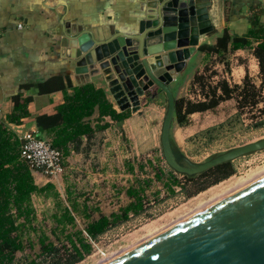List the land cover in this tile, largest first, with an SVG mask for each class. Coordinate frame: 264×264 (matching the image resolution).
<instances>
[{"label":"crops","instance_id":"obj_1","mask_svg":"<svg viewBox=\"0 0 264 264\" xmlns=\"http://www.w3.org/2000/svg\"><path fill=\"white\" fill-rule=\"evenodd\" d=\"M154 2L0 0V120L5 121V117L11 113V97L19 92V87L31 85L24 93L25 96L32 97L28 105L29 116L20 125L6 124L15 138L33 131L52 142L51 135L41 132L36 126L37 117L54 115L56 108L64 102L61 91L38 93V85L51 77H61L67 87L92 84L104 91L113 108L120 113L108 93L105 78L95 65H89L90 60L79 51L78 43L73 38L82 31H90L99 40L115 33H134L138 23L148 17ZM208 15L214 33L199 36L196 52L186 60L183 71L169 85L174 99L188 94L197 97L192 93L191 83L194 75L202 72L206 64L215 72L212 77L213 85L225 80L230 85L241 86L245 77L259 75L258 62L253 55L255 43L249 48L231 52L226 58L227 64L215 61L210 63L201 47L213 46L225 29L238 36L247 34L253 19L264 25V0H210ZM69 92L67 89V93ZM233 100L223 101L213 110L194 113L188 118L201 115L213 117L216 114L218 122H223L236 112ZM139 101V113L126 111L129 116L121 124L105 118V129L95 131L89 137H82L76 145L70 144L71 151L66 156V164L68 167L79 165L84 170L86 177L81 186L86 191L99 185L105 186L104 180L114 175L111 167L118 163L123 165L129 155L125 143L130 148L132 145L136 146L138 139L147 140L156 131L161 132L160 123L166 110L165 95L153 87ZM94 117L96 115L92 119ZM92 125L94 127L95 123L92 122ZM201 129L186 126L181 131L185 136L191 137ZM32 177L38 187L49 183L38 173L32 174ZM50 184L61 197L66 194L64 175Z\"/></svg>","mask_w":264,"mask_h":264},{"label":"trees","instance_id":"obj_2","mask_svg":"<svg viewBox=\"0 0 264 264\" xmlns=\"http://www.w3.org/2000/svg\"><path fill=\"white\" fill-rule=\"evenodd\" d=\"M253 43L256 44L253 55L258 62L260 86L256 87L249 77H245L241 86L230 85L225 80L213 85L210 79L215 72L206 64L202 72L194 75L191 83L192 93L197 91L202 98L174 99L173 118L176 123L183 124L189 115L213 110L221 102L229 99H234L237 104V115L231 120H239L244 108L257 104V98L264 89L263 24L253 19L251 28L243 36L235 35L225 29L213 46H203L201 51L205 53L210 63L215 61L227 64L226 58L231 52L249 48ZM30 87V84L19 87V92L11 97V113L5 117V121L0 120V264H77L92 251L89 240L96 242L110 229L127 222L130 216L145 213L144 193L149 189L152 180L136 178L133 185L125 189L128 203L117 212L108 216L99 215L95 219H91L90 212L87 213L93 210L85 204L81 205L72 200L68 192L66 193L68 205L63 206L60 195L52 184L48 183L42 187L35 185L28 166L19 159L18 139L6 127V124L20 125L29 116L28 105L32 97L25 96L24 93ZM67 89L70 90L69 93ZM37 90L39 94L54 91L63 93L64 102L56 108V113L37 117L36 126L41 132L51 135L53 146L65 157L71 151L70 144L76 145L82 137H89L95 131L105 129L107 127L105 118L121 124L129 116L126 111L117 112L104 91L95 88L92 84L67 87L61 77H51L45 83L39 84ZM94 115L96 117L92 119ZM92 122L95 123L94 127ZM261 124L263 123H256V126ZM209 132L210 130L202 135H207ZM174 153L176 157L179 156L175 151ZM128 168L133 172V167L128 166ZM139 168L142 170L143 166ZM233 174V163L227 162L185 178L196 186L194 193H198L228 179ZM154 180L160 182L170 196L175 193L173 186H180L171 169L167 172L157 170ZM34 196L51 198L55 203L56 211L51 215L53 226L50 235L43 231L37 233L33 225L36 217L32 203ZM79 224L82 225V229L78 228ZM30 233L36 234L38 251L36 254H24L18 259L17 253H22L27 248L32 251L34 247L35 242L30 240Z\"/></svg>","mask_w":264,"mask_h":264},{"label":"water","instance_id":"obj_3","mask_svg":"<svg viewBox=\"0 0 264 264\" xmlns=\"http://www.w3.org/2000/svg\"><path fill=\"white\" fill-rule=\"evenodd\" d=\"M134 33L99 40L90 31L73 39L107 83L120 112L139 113L140 97L155 87L166 97L160 135L163 160L175 173L194 176L264 151V138L204 163L178 159L171 147L174 97L169 85L196 52L199 36L214 33L210 0H154ZM106 264H264V175L194 213Z\"/></svg>","mask_w":264,"mask_h":264},{"label":"rangeland","instance_id":"obj_4","mask_svg":"<svg viewBox=\"0 0 264 264\" xmlns=\"http://www.w3.org/2000/svg\"><path fill=\"white\" fill-rule=\"evenodd\" d=\"M249 79L256 87L260 86L261 79L259 75H254ZM183 98L194 100L195 97L193 94H188ZM233 101L236 112L223 122H218L216 114L213 117L201 115L187 118L183 124L176 123L173 118L170 128V142L173 151L179 155L177 156L178 159L184 157L191 163L201 164L232 148L264 138V89L261 96L257 98V104L244 108L239 120H231L237 115V104L235 100ZM165 113L166 110L164 116ZM164 116L160 123V130ZM261 122L263 124L256 126V123ZM220 125L223 126L218 128ZM186 126L202 129L193 136L187 137L181 131V128ZM151 129L154 130L153 127ZM208 130H210L209 134L202 135ZM160 133V131H156V134L149 135L150 138L147 140L138 139L136 146L132 145L130 148L125 143L129 150L128 157L123 165L118 163L117 166L111 167L114 175L106 178L104 180L106 185H99L96 187L97 189L86 191L85 187L81 186V182L86 177L84 170L79 165L68 167L65 161L64 185L66 193L70 194L72 200L81 205L85 204L93 210V212H87H90L91 219H95L99 215L108 216L124 207L128 203L125 189L133 185L136 178L152 180L149 189L144 193L145 213L139 216H130L127 222L110 229L94 242L95 246L91 245L92 251L90 254L77 264H102L101 261L104 258L98 260L101 256L100 251L113 252L109 255L111 258L119 257L194 213L223 199L222 197H226L235 190L237 191L244 185L258 179L261 173V175L264 174V151H261L234 160L232 162L234 167L232 176L198 193H194L197 188L192 182L184 175L174 172L180 186H173L175 193L170 196L162 184L154 180L157 170L167 172L170 169L162 157ZM128 166L133 167L132 173L129 172ZM139 166H143V169L141 170ZM245 180L246 182H244ZM156 192L158 194H155ZM60 199L63 206L68 205L66 194L63 197L60 196ZM32 203L36 211L33 225L37 233L43 231L50 235L53 226L51 215L56 211L53 199L34 196ZM190 210H194V212H190ZM186 212H190V214H186ZM177 218L178 220H176ZM78 228L82 229V225L79 224ZM35 235V233H30V240L35 242L32 251L27 248L24 252L17 253L18 259L24 254L37 253L38 246L36 245ZM26 238L27 236L24 237L25 240Z\"/></svg>","mask_w":264,"mask_h":264},{"label":"built area","instance_id":"obj_5","mask_svg":"<svg viewBox=\"0 0 264 264\" xmlns=\"http://www.w3.org/2000/svg\"><path fill=\"white\" fill-rule=\"evenodd\" d=\"M212 82L211 78L210 83L213 84ZM195 96L197 97L194 99L202 98L198 92ZM18 142L19 159L28 166L31 174L38 173L49 183L64 175L66 157L53 146L51 141L41 138L36 132L28 131L18 138ZM89 243L95 246L93 241L89 240ZM99 253L101 256L98 260L103 258L108 260L113 252L100 251Z\"/></svg>","mask_w":264,"mask_h":264},{"label":"bare ground","instance_id":"obj_6","mask_svg":"<svg viewBox=\"0 0 264 264\" xmlns=\"http://www.w3.org/2000/svg\"><path fill=\"white\" fill-rule=\"evenodd\" d=\"M261 174H262V173H261ZM261 174H260V175H261ZM260 175H259V177H260ZM263 175H264V174H263ZM263 175H261V177H262ZM259 177H258V178H259ZM255 178H256V177H255ZM251 181H252V180H251ZM253 181H254V180H253ZM244 182H246V180H245ZM244 186H246V185H244ZM235 188H236V187H235ZM239 189H240V188H239ZM235 191H236V190H235ZM230 192H231V191H230ZM229 194H230V193H229ZM222 195H223V194H222ZM227 195H228V194H227ZM222 198H224V197H222ZM210 204H211V203H210ZM190 212H194V210H190ZM190 212H186V214H190ZM176 220H178V218H177ZM114 255H115V254H114ZM114 255H113V256H114ZM113 256H112V257H113ZM110 258H111V257H110ZM115 258H117V257L112 258V260L115 259ZM112 260L109 259V260L106 261V259H104V260L101 261V263H102V264H106V263H108L109 261H112Z\"/></svg>","mask_w":264,"mask_h":264}]
</instances>
